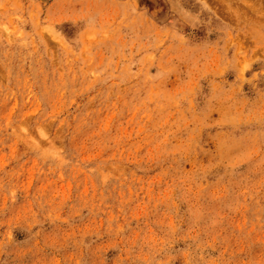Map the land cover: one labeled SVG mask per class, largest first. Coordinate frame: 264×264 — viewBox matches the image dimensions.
<instances>
[{
    "label": "rangeland",
    "instance_id": "rangeland-1",
    "mask_svg": "<svg viewBox=\"0 0 264 264\" xmlns=\"http://www.w3.org/2000/svg\"><path fill=\"white\" fill-rule=\"evenodd\" d=\"M0 264H264V0H0Z\"/></svg>",
    "mask_w": 264,
    "mask_h": 264
}]
</instances>
